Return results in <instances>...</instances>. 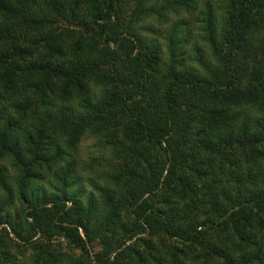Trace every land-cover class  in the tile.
<instances>
[{"label": "trees", "instance_id": "16d2710c", "mask_svg": "<svg viewBox=\"0 0 264 264\" xmlns=\"http://www.w3.org/2000/svg\"><path fill=\"white\" fill-rule=\"evenodd\" d=\"M0 264H264V0H0Z\"/></svg>", "mask_w": 264, "mask_h": 264}, {"label": "rangeland", "instance_id": "374dc122", "mask_svg": "<svg viewBox=\"0 0 264 264\" xmlns=\"http://www.w3.org/2000/svg\"><path fill=\"white\" fill-rule=\"evenodd\" d=\"M202 3H200L196 9H194L193 12L190 14H186L185 16H182L181 18H185L186 21H189V25H186L185 27H182V32L183 33H188V41L189 44L186 46V50H188L193 44H197L198 46L201 47V44L198 42L199 39V26H195V22H199V13L202 8ZM164 20L162 21L161 24H157V22L153 20H148L142 23V34L145 36V38L152 42L153 45L161 52L163 55L166 49V42L164 40L165 37V32L168 30L173 22L175 21V16L174 15H166V17H163ZM164 60V56H162ZM95 141L93 140H85L82 142L80 146V152H81V157L83 160L87 157V155L91 154L94 156L99 155L100 151L96 148H94L93 143ZM107 156V155H106Z\"/></svg>", "mask_w": 264, "mask_h": 264}]
</instances>
